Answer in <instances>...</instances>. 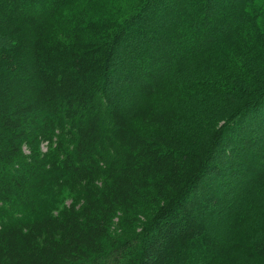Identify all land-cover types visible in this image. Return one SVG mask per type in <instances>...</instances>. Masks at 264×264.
Instances as JSON below:
<instances>
[{
	"label": "trees",
	"instance_id": "obj_1",
	"mask_svg": "<svg viewBox=\"0 0 264 264\" xmlns=\"http://www.w3.org/2000/svg\"><path fill=\"white\" fill-rule=\"evenodd\" d=\"M262 107L264 0H0V264H264Z\"/></svg>",
	"mask_w": 264,
	"mask_h": 264
},
{
	"label": "rangeland",
	"instance_id": "obj_2",
	"mask_svg": "<svg viewBox=\"0 0 264 264\" xmlns=\"http://www.w3.org/2000/svg\"><path fill=\"white\" fill-rule=\"evenodd\" d=\"M226 4L228 2H225ZM257 51L255 52L256 54L262 49V48H255ZM119 87L118 83L117 82H114L113 83V89L116 90V88ZM115 93V92H114ZM126 93H124L123 95L121 94L120 98H119V102L121 103V101H129L130 97L128 98L127 97V94L125 96ZM225 98L224 99H228V97H226V95H224ZM254 113H251V114H248V116L246 117V124H245V130H248V129H254L253 132H258L262 137H264V107H262V111H253ZM252 114H257V116H252ZM252 132V133H253ZM250 133V132H249ZM55 138H58V136H56ZM50 145L49 144V141H41L39 143V146H38V149L40 150L41 153H46V154H49L51 153L52 151H50ZM23 150L26 154H30L31 150L30 148L26 145L23 147ZM220 157L222 158L223 157V153L220 154ZM222 162V161H220ZM238 177V176H237ZM237 177L235 176L234 177V181H237ZM82 188L81 187H78V188H75L73 190H66L65 193H64V196L62 198V205H70L72 204L73 202L77 203V204H80L82 202V199L80 198L81 195H82ZM259 197H257L256 199H258ZM255 200V199H254ZM259 201V200H258ZM258 201L256 200V202H253V204H256V205H259L258 204ZM260 205L262 203V201L260 202ZM61 210V207H59L58 209H56L55 213H58L59 211ZM8 212V211H7ZM9 213V212H8Z\"/></svg>",
	"mask_w": 264,
	"mask_h": 264
}]
</instances>
